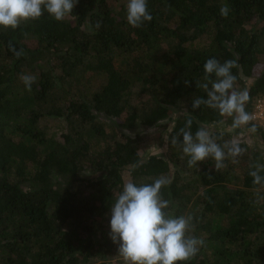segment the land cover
I'll return each mask as SVG.
<instances>
[{
  "label": "trees",
  "instance_id": "16d2710c",
  "mask_svg": "<svg viewBox=\"0 0 264 264\" xmlns=\"http://www.w3.org/2000/svg\"><path fill=\"white\" fill-rule=\"evenodd\" d=\"M127 3L78 0L59 21L42 6L0 26V264H130L110 238L111 206L126 183L160 177L166 216L191 217L185 235L203 241L175 264H264V182L249 174L264 165V129L244 125L263 151L235 142L246 153L225 148L220 169L212 157L189 166L181 132L230 118L192 107L217 79L205 80L209 58L237 62L249 114L264 96V0H147L152 20L136 28ZM23 76L35 78L30 89ZM154 126L162 154L146 153L136 131ZM210 135L231 146L227 133Z\"/></svg>",
  "mask_w": 264,
  "mask_h": 264
},
{
  "label": "clouds",
  "instance_id": "9594fccd",
  "mask_svg": "<svg viewBox=\"0 0 264 264\" xmlns=\"http://www.w3.org/2000/svg\"><path fill=\"white\" fill-rule=\"evenodd\" d=\"M78 0H0V26L15 28L21 20L36 19L42 14V6L56 20H63L77 5ZM227 5L221 7L220 14L228 15ZM152 16L148 11L147 0H128L127 22L134 28L140 27L145 21H151ZM99 27V23H97ZM237 67L235 60L220 63L215 58H209L204 64L205 80L211 74L217 79L200 85L207 90L208 99H194L193 109L201 104L217 109L223 116H233V128L248 124L252 115L245 111V104L249 100L248 91H237L234 88L237 77L231 69ZM26 86L31 87L34 77H22ZM187 84L188 81H185ZM192 121L187 122L190 128ZM256 131V127L249 129ZM183 135V152L190 157L188 164L193 166L197 162L212 157L215 167H224L225 151L232 156H238L242 149L233 142L231 146L218 144L204 127L199 128L195 135L191 131L181 130ZM173 144L177 143L174 138ZM255 170L249 174L253 177L254 184L264 182V177L259 173L264 171V165H255ZM170 183L165 177L157 178L152 184L137 186L132 182L124 185L123 191L111 206L110 238L114 243H119L118 252L130 264H175L193 257L197 245L203 241L195 237H186L190 226L191 217L166 216L163 209L168 207L169 201L162 199L161 188Z\"/></svg>",
  "mask_w": 264,
  "mask_h": 264
},
{
  "label": "rangeland",
  "instance_id": "374dc122",
  "mask_svg": "<svg viewBox=\"0 0 264 264\" xmlns=\"http://www.w3.org/2000/svg\"><path fill=\"white\" fill-rule=\"evenodd\" d=\"M256 74V71H255ZM257 75V74H256ZM140 87H136L135 91L138 92ZM244 90V87H240L237 91ZM233 116H230L228 121H222L220 123L216 122H209L207 120H201L202 126L208 130V132H214L219 131L221 133H227L229 137H226L229 144H232L233 142H244L246 143L247 147H250L249 149L245 150L246 152H249V150L255 152V153H261L263 151L259 143V139L256 137H253L250 133L247 132L244 125L233 128ZM51 127L53 129H56V127H60L61 124L56 121L52 120L50 122ZM137 132L140 133V144L144 148V151L146 153H157L162 154L166 149V136L163 134V132H160V128L158 126L154 127H140L136 129ZM133 134V132H131ZM244 150L242 151V155H240V158L246 153ZM121 255V254H120ZM120 255H114L116 256ZM120 259L124 260L123 256L119 257ZM100 260H93L89 264H98Z\"/></svg>",
  "mask_w": 264,
  "mask_h": 264
},
{
  "label": "built area",
  "instance_id": "2783aa9c",
  "mask_svg": "<svg viewBox=\"0 0 264 264\" xmlns=\"http://www.w3.org/2000/svg\"><path fill=\"white\" fill-rule=\"evenodd\" d=\"M251 115L252 121L264 129V96L255 100Z\"/></svg>",
  "mask_w": 264,
  "mask_h": 264
}]
</instances>
